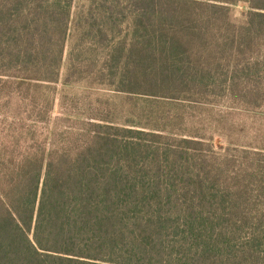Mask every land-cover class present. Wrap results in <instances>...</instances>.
Segmentation results:
<instances>
[{"label": "trees", "instance_id": "16d2710c", "mask_svg": "<svg viewBox=\"0 0 264 264\" xmlns=\"http://www.w3.org/2000/svg\"><path fill=\"white\" fill-rule=\"evenodd\" d=\"M84 1L0 0V264H264V149L215 151L180 114L264 107V0ZM64 61L137 116L48 149Z\"/></svg>", "mask_w": 264, "mask_h": 264}, {"label": "rangeland", "instance_id": "374dc122", "mask_svg": "<svg viewBox=\"0 0 264 264\" xmlns=\"http://www.w3.org/2000/svg\"><path fill=\"white\" fill-rule=\"evenodd\" d=\"M84 4V0H75L73 11L76 12ZM245 10L246 6L243 4L232 8L233 20L236 23L242 22L241 14ZM65 75L66 61L60 70L58 83L47 91L50 101V111L46 114L47 122L37 126L38 133L42 134L41 138L47 140L48 149L60 144L58 133L68 135L83 128L79 121L95 122L94 118L103 117L120 125L124 124L126 119L137 116L136 110L130 116L132 104L125 95L118 96L86 78L65 82ZM139 104L137 103V107ZM29 114L31 112H18L17 115L12 109H8L4 115L26 117ZM180 114L184 116L183 129L190 133H199L204 142L211 144L215 151L228 144L252 150L264 149V107L245 110L224 98H218L214 104L181 107ZM229 154L236 155L232 152Z\"/></svg>", "mask_w": 264, "mask_h": 264}]
</instances>
